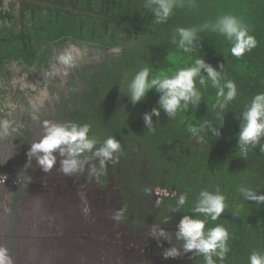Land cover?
<instances>
[{
  "label": "trees",
  "instance_id": "trees-1",
  "mask_svg": "<svg viewBox=\"0 0 264 264\" xmlns=\"http://www.w3.org/2000/svg\"><path fill=\"white\" fill-rule=\"evenodd\" d=\"M155 7L151 0H0V94L12 93L16 69L36 73L49 87L65 88L58 111L62 123L89 124V137L98 140L95 148L108 136L119 141L121 151L105 165L112 169V177L103 170L98 175L102 183L108 178L122 183L123 208L131 225H144L148 214L174 229L176 236L183 215H193L187 211L191 201L202 189L218 188L225 197V211L205 227L223 225L229 232V251L223 261L215 255L213 260L249 264L253 250L264 255V201L246 199L239 189L264 195V136L254 147L247 146L245 156L239 133L246 103L264 92V0H176L171 15L160 23ZM223 15L241 19L258 41L242 58L232 56L231 42L211 27ZM178 27L197 29L192 52L178 48ZM60 44L87 55L67 74L52 69ZM197 58L222 71L221 86L226 80L236 84L238 96L223 111L213 107L217 90L210 81L201 86L199 77L195 79L201 99L195 106L188 102L187 109L174 117L163 110L159 103L163 93L155 89L132 103L127 86L140 68L149 67L152 79L160 72L191 66ZM201 75L207 79L204 69ZM154 108L160 114L151 115L149 129L144 116ZM78 159L101 169L99 158L91 153ZM184 193L190 203L174 211ZM176 246L191 264H206L196 250L185 252L183 240L178 239Z\"/></svg>",
  "mask_w": 264,
  "mask_h": 264
},
{
  "label": "rangeland",
  "instance_id": "rangeland-1",
  "mask_svg": "<svg viewBox=\"0 0 264 264\" xmlns=\"http://www.w3.org/2000/svg\"><path fill=\"white\" fill-rule=\"evenodd\" d=\"M67 46L60 44L55 48L60 54L69 50L79 53L78 58L74 61L75 66L69 67L60 64L56 57L52 69L57 74L74 70L78 62L87 57L77 47ZM16 71L11 79L12 93L0 94V120L12 122L7 133L0 130V166H40L29 152L32 144L39 142L45 134L46 122L48 125L62 123L58 111L66 95L65 88L61 87V82L57 84L60 89L49 87L36 73H22V69ZM53 155L56 162L47 172L41 166L40 171L25 176L17 172L14 178L0 172V247L8 250L13 264H162L163 261H186L184 253L165 257L163 249H177L174 245L178 240L174 229L168 225L154 221L148 214L144 216V225L130 224L123 208L120 181L108 178L106 183L100 182L98 172L102 173V169L93 162H85L77 173L64 174L61 161L68 158L67 153L62 156L57 150ZM103 172L112 177L109 165ZM34 176L45 178L36 181ZM29 188H35L34 192ZM118 210H123L121 223L111 219ZM23 229L25 235L30 233L41 241L40 244L27 246L25 243L24 248L20 247L18 243L21 241L17 239L23 237ZM161 230L165 236L160 235ZM151 237L155 244L148 243ZM56 240L65 247L54 248ZM168 242L169 246L166 245ZM64 256L71 263L61 262Z\"/></svg>",
  "mask_w": 264,
  "mask_h": 264
},
{
  "label": "clouds",
  "instance_id": "clouds-1",
  "mask_svg": "<svg viewBox=\"0 0 264 264\" xmlns=\"http://www.w3.org/2000/svg\"><path fill=\"white\" fill-rule=\"evenodd\" d=\"M151 3L156 5L153 10L157 23L166 21L171 15L173 8L176 7V0H151ZM147 6L150 7L151 5ZM203 27H209V25L205 24ZM211 27L213 31H217L231 42L229 51L237 59L242 58L246 52H251L252 49L257 47L258 41L255 36L250 34L248 26L234 15L219 17ZM175 32L180 37L178 48L184 53L192 52L197 29L178 27ZM173 43H176L175 37H173ZM77 55L79 53L69 50L60 54L57 60L62 65L74 67ZM223 68L224 65L221 64L220 69L223 70ZM201 69L207 72V79L201 75ZM65 74L67 73L65 72ZM149 76L150 68L145 66L140 68L128 83L127 87L132 103L139 102L146 96L148 91L155 89L163 93L159 103L170 117H174L180 109L186 110L188 102L195 106L201 99V92L196 87V77H199L201 86H206L208 81H210L211 86L217 90V100L216 104H213L214 108L218 105L223 111L229 102L235 100L238 96L235 82L226 80L221 86L222 71H217L201 58L195 59L191 66L188 64L178 66L174 72H160L155 74L152 79H149ZM225 89H227L226 92ZM181 101L185 103L182 105ZM245 107L246 110L243 112L245 122L239 133V144L241 151L246 156L247 146L251 144L254 147L260 142L261 137L264 136V92L255 94L246 103ZM159 114V110L155 108L150 114H145L144 120L149 129L152 128L151 115L159 116ZM218 118L223 119L219 114ZM11 123L7 119L0 120V130L7 133ZM90 130L91 126L87 123L79 124L69 121L67 123H52L48 125L46 122L45 134L39 142L32 144L29 156H35L38 164L47 172L52 169L56 162V156L53 155L55 151L58 150L62 156L67 153L68 158L61 161V171L64 174L71 175L83 169V164L86 160H79L78 157L80 154L88 152L92 156L99 158V164L103 170L106 162L112 160L113 155L121 151V145L113 136H108L99 148H95L98 140L89 137ZM189 130L193 133L197 131L194 128H189ZM212 131L214 134H218L215 128ZM94 148L95 151H93ZM261 151L264 152V146H261ZM92 172H95L94 168ZM145 191L148 190L145 189ZM239 191L246 199L264 201V195H253L251 189L241 187ZM189 203L188 194H181L173 210L180 211L182 207ZM191 205V208L187 209V211L193 215H183L178 225L177 238L184 241L185 252L196 250L197 254H203L206 264H215L214 255L223 261L229 251L227 246V241L229 240L228 230L221 224L208 227L207 229L205 226L209 220L217 221L225 211L224 195L219 194L218 188L215 192L202 189L198 196L191 201ZM122 218L123 210H118L111 216V219L117 223H121ZM160 235L165 236L166 233L161 230ZM177 255H179V252L176 248H171L165 253L166 258L176 257ZM248 260L249 264H264V255L260 253L259 249H256L249 254ZM0 264H13L8 250L3 247H0Z\"/></svg>",
  "mask_w": 264,
  "mask_h": 264
},
{
  "label": "flooded vegetation",
  "instance_id": "flooded-vegetation-1",
  "mask_svg": "<svg viewBox=\"0 0 264 264\" xmlns=\"http://www.w3.org/2000/svg\"><path fill=\"white\" fill-rule=\"evenodd\" d=\"M76 58H78L77 56H76ZM34 121H36V120H34ZM7 150H9V149H7ZM9 159V157L7 156V159L6 160H8ZM5 163V162H4ZM40 171L41 170V167L40 166H32V164H30L29 165V167L28 168H24V167H18L17 166V164H6V165H4L3 167H1L0 166V172H5V173H8L12 178H14L16 175H15V173H17V172H21L22 174H24V176H25V174L27 173V174H30V173H35L36 171ZM34 177H36V176H34ZM40 178H45V177H36L34 180H38V179H40ZM41 181V180H40ZM39 181V182H40ZM39 182H37V183H39ZM25 183H26V180H25ZM34 189L35 188H33V189H31V188H29V191L30 192H34ZM108 189V188H107ZM109 189H111V187L109 188ZM104 231V230H103ZM25 230L23 229V233H24V235H23V237H18V241L20 242L21 241V243H18V245H20V247H23L24 248V244L26 243V245L27 246H31L32 244H40V242L41 241H39L36 237H33V236H31V234L30 233H28L27 235H25ZM31 239H35L36 240V242L34 243L33 241L31 242ZM177 241V240H176ZM176 241H175V243H176ZM148 243L149 244H155V241L153 240V237H151L149 240H148ZM48 245H49V242H48ZM60 245H62V244H60L59 243V241H55V245H54V248L55 247H58V246H60ZM166 245H168L169 246V242L168 243H166ZM63 247H65V245H62ZM168 246H163V247H165V248H167ZM174 246H176V244L174 245ZM49 247H50V245H49ZM177 247V246H176ZM51 248V247H50ZM157 248H159V246L157 247ZM160 248H162V247H160ZM165 249H163V252H167V251H164ZM158 252H160V250H158ZM16 260L18 261L19 259L18 258H16ZM70 260H72V259H70ZM73 261V260H72ZM18 262H20V261H18ZM61 262H67V263H71V261H69V259L68 258H66V256H64V257H62L61 258ZM75 262V261H74ZM141 264V263H140ZM148 264H152L151 262H149ZM162 264H191V262L188 260V258L186 259V261L185 262H175L174 261V263H172V261H163L162 262Z\"/></svg>",
  "mask_w": 264,
  "mask_h": 264
},
{
  "label": "water",
  "instance_id": "water-1",
  "mask_svg": "<svg viewBox=\"0 0 264 264\" xmlns=\"http://www.w3.org/2000/svg\"><path fill=\"white\" fill-rule=\"evenodd\" d=\"M77 52H79V50H78ZM32 241H33L34 243L36 242V240H35V239H31V242H32ZM50 242H51V241H50Z\"/></svg>",
  "mask_w": 264,
  "mask_h": 264
}]
</instances>
